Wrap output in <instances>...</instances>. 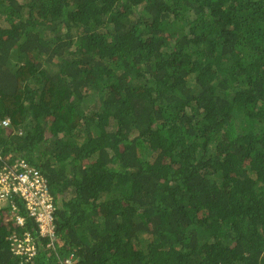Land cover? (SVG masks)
Segmentation results:
<instances>
[{
    "label": "trees",
    "instance_id": "16d2710c",
    "mask_svg": "<svg viewBox=\"0 0 264 264\" xmlns=\"http://www.w3.org/2000/svg\"><path fill=\"white\" fill-rule=\"evenodd\" d=\"M0 156V264H264V0H0Z\"/></svg>",
    "mask_w": 264,
    "mask_h": 264
},
{
    "label": "built area",
    "instance_id": "2783aa9c",
    "mask_svg": "<svg viewBox=\"0 0 264 264\" xmlns=\"http://www.w3.org/2000/svg\"><path fill=\"white\" fill-rule=\"evenodd\" d=\"M2 124L7 125V121ZM8 161V158L3 159L0 167V202L10 205L11 218L14 217L15 223L21 226L24 218L16 214L20 205L15 198L19 199L27 216L35 222L39 235L48 240V245H52L57 238L54 224L56 204L46 177L24 159ZM12 242L16 254L34 256L36 247L30 242L28 234L21 240L12 236ZM64 264H72L71 256Z\"/></svg>",
    "mask_w": 264,
    "mask_h": 264
},
{
    "label": "rangeland",
    "instance_id": "374dc122",
    "mask_svg": "<svg viewBox=\"0 0 264 264\" xmlns=\"http://www.w3.org/2000/svg\"><path fill=\"white\" fill-rule=\"evenodd\" d=\"M0 207H6V203L5 202H0ZM10 218H11V213L9 212Z\"/></svg>",
    "mask_w": 264,
    "mask_h": 264
}]
</instances>
